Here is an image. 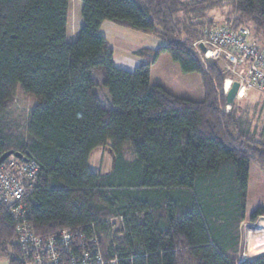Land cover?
I'll list each match as a JSON object with an SVG mask.
<instances>
[{"label": "trees", "instance_id": "obj_1", "mask_svg": "<svg viewBox=\"0 0 264 264\" xmlns=\"http://www.w3.org/2000/svg\"><path fill=\"white\" fill-rule=\"evenodd\" d=\"M81 1L83 25L67 43L69 0H0V156L12 150L39 167L19 220L37 236L95 235L116 264H264V253L239 259L242 224L264 216V119L243 117L235 101L222 111V83L237 78L193 46L214 27L248 28L264 46V0ZM111 24L158 43L114 57L102 34ZM162 53L201 76L202 101L150 86ZM17 88L36 101L23 132L6 114ZM102 148L106 173L90 166ZM112 218L123 232L114 245ZM16 224L0 204L7 264L25 262Z\"/></svg>", "mask_w": 264, "mask_h": 264}, {"label": "built area", "instance_id": "obj_2", "mask_svg": "<svg viewBox=\"0 0 264 264\" xmlns=\"http://www.w3.org/2000/svg\"><path fill=\"white\" fill-rule=\"evenodd\" d=\"M200 44L205 51L200 49ZM193 46L202 60L223 58L226 61V71L235 75L240 85L236 99L251 89L264 90V46L251 39L248 28L231 32L225 27H214ZM241 67L243 71L239 72ZM226 81L229 88L235 82L230 78ZM240 91L242 94L238 98ZM38 172V164L23 156H10L0 165V204L17 219V244L24 264H116L115 260H108L107 255L100 251L95 235L86 237L79 229L65 228L56 235L48 236L28 232L25 221L20 220H24L26 200L36 186ZM107 226V242L114 245L116 241H121L122 219L112 218L107 221Z\"/></svg>", "mask_w": 264, "mask_h": 264}, {"label": "rangeland", "instance_id": "obj_3", "mask_svg": "<svg viewBox=\"0 0 264 264\" xmlns=\"http://www.w3.org/2000/svg\"><path fill=\"white\" fill-rule=\"evenodd\" d=\"M82 1L69 0L67 10V23L65 41L73 43L83 25L81 15ZM219 14L214 12V15ZM104 26L102 34L107 38V46L112 50L113 56H121L126 54L132 57L134 51L140 46L153 47L157 45V40L142 34L119 27L117 25ZM264 41V37H263ZM150 86L159 85L166 89L169 93L186 98L192 101H202L204 97L203 83L198 73H183L179 65L173 61L168 53H162L154 65L150 68ZM227 79V78H226ZM225 79V80H226ZM221 86L219 94L226 96L224 91V83ZM101 103L104 107H108L109 103L105 98L103 90H97ZM242 110L243 117L255 119V123L260 126L264 119V90L251 89L246 94L234 100ZM36 104L35 99L23 93L17 88L12 103L10 104L6 114L13 124L17 132H23L27 123L29 114ZM231 105H225L222 111L227 113ZM238 110V114H240ZM127 159L132 160L131 151L127 153ZM90 166L96 172L106 173L112 168V156L105 149H97L91 155ZM262 221V222H261ZM264 253V216L258 217L255 222H244L241 231V249L239 259H251L259 254ZM0 264H7L5 258H0Z\"/></svg>", "mask_w": 264, "mask_h": 264}, {"label": "water", "instance_id": "obj_4", "mask_svg": "<svg viewBox=\"0 0 264 264\" xmlns=\"http://www.w3.org/2000/svg\"><path fill=\"white\" fill-rule=\"evenodd\" d=\"M199 47L202 51H205V47L202 44H200ZM239 88H240V85L238 82L235 81L231 84L229 90L226 92V103H227V105H231L234 102V100L238 94ZM10 156H13L16 158L21 157V155L17 152H14L12 150L7 151L0 156V165ZM242 261H244V260H242Z\"/></svg>", "mask_w": 264, "mask_h": 264}, {"label": "bare ground", "instance_id": "obj_5", "mask_svg": "<svg viewBox=\"0 0 264 264\" xmlns=\"http://www.w3.org/2000/svg\"><path fill=\"white\" fill-rule=\"evenodd\" d=\"M196 42H197V41H196ZM228 88H229V83H228V81H226L225 84H224L223 89H224V91H225V90H227ZM240 94H242V91L239 92V96H238V98L240 97ZM261 222H262V221H261Z\"/></svg>", "mask_w": 264, "mask_h": 264}, {"label": "crops", "instance_id": "obj_6", "mask_svg": "<svg viewBox=\"0 0 264 264\" xmlns=\"http://www.w3.org/2000/svg\"><path fill=\"white\" fill-rule=\"evenodd\" d=\"M122 55L127 56L126 54H122ZM122 55H121V56H122ZM129 57H130V56H129Z\"/></svg>", "mask_w": 264, "mask_h": 264}, {"label": "clouds", "instance_id": "obj_7", "mask_svg": "<svg viewBox=\"0 0 264 264\" xmlns=\"http://www.w3.org/2000/svg\"><path fill=\"white\" fill-rule=\"evenodd\" d=\"M224 84H225V81H224ZM228 90H229V89H228ZM228 90H227V91H228ZM235 99H236V98H235Z\"/></svg>", "mask_w": 264, "mask_h": 264}]
</instances>
